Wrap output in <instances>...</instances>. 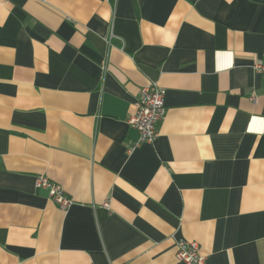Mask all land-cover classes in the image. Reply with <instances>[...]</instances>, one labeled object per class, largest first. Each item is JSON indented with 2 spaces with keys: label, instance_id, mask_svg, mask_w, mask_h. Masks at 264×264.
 Listing matches in <instances>:
<instances>
[{
  "label": "crops",
  "instance_id": "obj_1",
  "mask_svg": "<svg viewBox=\"0 0 264 264\" xmlns=\"http://www.w3.org/2000/svg\"><path fill=\"white\" fill-rule=\"evenodd\" d=\"M262 57L264 0H0V264H264Z\"/></svg>",
  "mask_w": 264,
  "mask_h": 264
},
{
  "label": "built area",
  "instance_id": "obj_2",
  "mask_svg": "<svg viewBox=\"0 0 264 264\" xmlns=\"http://www.w3.org/2000/svg\"><path fill=\"white\" fill-rule=\"evenodd\" d=\"M45 3L47 0H38ZM253 69L264 77V57L258 59ZM256 103L257 99L252 98ZM166 115L165 91L157 84L143 88L136 104V111L131 115L129 124L138 131L139 140L130 148L133 151L140 144H154L158 137V126ZM37 189L47 190L49 199L61 210L67 211L74 203L65 191L46 176L36 178ZM108 207V204L105 203ZM200 245L196 242H189L184 239L176 241V259L184 264H205V257L200 254Z\"/></svg>",
  "mask_w": 264,
  "mask_h": 264
}]
</instances>
